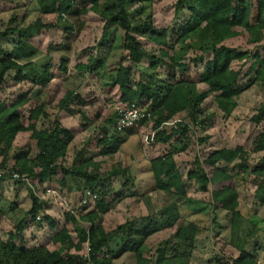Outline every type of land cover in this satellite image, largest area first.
<instances>
[{
    "label": "trees",
    "instance_id": "trees-1",
    "mask_svg": "<svg viewBox=\"0 0 264 264\" xmlns=\"http://www.w3.org/2000/svg\"><path fill=\"white\" fill-rule=\"evenodd\" d=\"M34 2L40 15L54 16L56 23L62 22L59 26L66 35L74 32V26L69 21L75 24L77 30H83V17L90 12L96 14L103 23L101 39L110 30L114 31L110 40L114 44L115 35L119 31L121 47L127 53L130 68L117 64L105 69L103 60L95 54L88 56L86 62L78 64L74 70L89 76L99 75L105 70L109 75V83L103 86L104 94L109 98L116 94L119 105L135 104L149 113L151 129L156 131L154 144L178 148L179 152L186 151L190 140L185 123H177L169 130L159 128L181 113L187 115L192 125L203 127L209 118L203 116L200 107L208 97H212L216 109L229 118L234 114L236 101L243 92L254 84L264 87V56H261L258 49L253 52L240 51L223 45L242 33L249 45H259L263 41L264 0H177L174 19L177 20L182 13H185V18L171 30L154 27L151 15L154 0ZM54 26L55 24L43 23L39 18L23 26L16 15L0 25V182L6 178L11 179V174L16 173L19 179L15 182L27 184L29 187L31 203L25 217L18 221L13 232H9V239L4 242L0 238V264H114L121 258H128L132 264H170L174 261L186 264L183 260H187L190 254L186 252L184 243L186 241L193 245L198 225L190 219L193 214L182 212L175 199H185L187 183L195 181L200 192H209L211 209L229 216L230 236L233 238V230L245 219L239 211L234 176L228 174L229 169L241 174V181L254 186V199L264 208L263 130L254 140L253 149L254 152L261 153V157L250 171L243 146H237L233 150H217L201 161L195 158V168L186 175L185 180L170 153L151 160L149 169L153 179V191L165 196L158 216L142 219L135 228L134 223L126 222L113 231L105 230L101 219L112 206L106 201L111 180L122 181L121 187L131 192L130 188L134 189V180L130 176L129 168L115 165L103 173L100 162L84 155L90 147L88 141L75 153L71 165L64 166L63 161L73 142L72 134L61 127L56 117L48 115L46 104L41 102L26 110L29 103L27 91L11 85L7 87L9 94L5 98L1 93L10 72H14L11 79L14 85L27 81L33 86L47 87L54 80L55 73L49 71L48 57L37 59L38 52L29 44L42 30H49ZM142 40L156 46V54L147 53L141 44ZM66 41L54 51H67L69 44ZM104 41L105 39L100 44L103 45ZM260 49L264 52V46ZM190 51L198 52L199 56L185 61ZM204 56L207 58H203ZM143 60L148 62L147 71L150 73L146 83L131 79V68L138 66ZM249 61L250 65L244 72L243 69ZM189 63L202 65L201 70L194 74L195 81L193 78L187 80V75L184 76L189 72ZM235 64L238 66L234 67ZM161 67L171 73L172 84L154 79L157 76L156 71ZM56 71L67 76V61L60 60ZM248 78L247 83L242 84V80ZM197 84L204 85L206 90L197 92ZM84 104L80 96L68 90L58 100L56 110L73 116L74 107ZM79 114L82 120H86L83 114ZM117 117L118 113L107 117L101 128L102 136L97 141L99 150L96 157L115 155L124 141L125 136L121 137V132L114 127ZM250 120L255 125L264 124V103ZM39 123L46 126L39 129ZM19 134L28 135V141L33 143L36 153L32 157L28 150L22 151L15 147L14 142ZM207 139L204 137L198 143L202 144ZM9 161H12L11 170L7 169ZM53 180H58L61 186L67 180L73 181L78 183V189L83 195L89 193L90 196H96L95 200L90 197L87 199L88 203L94 205V210L83 216H75L71 212L64 215L62 228L51 238V243L58 246L56 250L49 251L44 246L26 248L23 246L25 218L39 225L37 220L42 213L43 203L37 194ZM129 191L128 194L118 195L113 201L118 202L127 195L130 196ZM173 198L175 199L172 200ZM43 220L51 229L55 228L53 221L47 216ZM180 221L175 233L158 244L154 260L145 259V243L153 235L174 228ZM68 225L75 240L71 238ZM15 240L20 244H15ZM85 243L89 245L87 259L80 254ZM241 245H234L237 250L235 258L228 262L215 259L214 264H259L258 248L245 251ZM180 250L182 253L178 255L177 251ZM167 252L172 254L171 257L166 256Z\"/></svg>",
    "mask_w": 264,
    "mask_h": 264
},
{
    "label": "rangeland",
    "instance_id": "rangeland-1",
    "mask_svg": "<svg viewBox=\"0 0 264 264\" xmlns=\"http://www.w3.org/2000/svg\"><path fill=\"white\" fill-rule=\"evenodd\" d=\"M177 0H154L151 15L154 27L156 29L171 30L182 22L185 18V13H182L177 20L174 19V6ZM79 4V3H78ZM16 15L18 21L27 26L36 19H41L45 24H55L54 28L42 30L41 33L34 39L29 41L38 52V58L43 59L48 57L49 71L55 73L54 80L47 87L40 85L33 86L27 81H23L18 85H14L12 78L14 72L7 74L5 86L3 88V97L8 94V86L13 85L16 89L28 92L29 103L26 110L33 108L39 103L46 104V111L50 117H57L60 124L65 127L73 136V142L69 146L66 159L63 165L69 167L73 161L77 151L82 149L84 144L90 142L89 149L84 154L86 158H95L96 162L101 163V170L106 173L112 166L119 165L121 168H129L130 176L134 180V189L125 190L121 187L122 181L111 180L109 193L106 201L110 202V210L101 219V225L105 230L113 231L116 227L125 224L126 222L134 223L137 227L142 219L158 216V210L165 202L163 194L153 191V179L149 169V162L166 153H170L173 157L175 165L185 180L186 175L192 172L195 168L194 159L204 160L209 154L220 150H233L237 146H243L247 154V167L252 170L258 163L261 153H256L254 149V140L264 130V124L255 125L251 122V118L256 114L257 109L264 103V87L260 84L251 85L237 99V108L234 114L226 118L220 113L212 102V97H208L200 107L203 116L209 118L203 127L192 125L185 113H181L175 117L180 123H185L188 127V137L190 145L184 152H179L177 149H172L169 146L151 144L145 147L141 143V137L148 134L152 129L151 121H146L141 126L127 131L121 132L120 136L124 137L118 152L113 156L105 158L96 157L97 141L102 136L101 128L104 126L107 117L113 116L122 108L117 102V95L108 97L103 92V86L108 84L109 75L105 70L99 75H81L74 70L78 64H84L88 56L98 55L105 63V69L111 65L122 64L129 67L127 61V53L122 49L119 31L115 35V43H110L112 32L106 33L101 39L103 23L98 16L92 12L83 17V30H77L75 24L69 21V24L74 26V32L67 35L60 27L62 22L56 23L54 16L40 15L37 11L34 0H0V25L5 24L8 19ZM253 19V17H252ZM60 25V26H59ZM116 32V31H115ZM68 38L66 41L65 39ZM103 45L101 41L104 40ZM65 41L69 44V49L54 51L58 49ZM98 44L101 46L98 47ZM112 44L114 46H112ZM143 49L149 53H155L157 47L145 41H141ZM228 48L238 49L240 51L257 50L261 56L264 52L260 47L264 46V39L259 45H249L246 42L245 34L227 41L223 44ZM83 52V53H82ZM195 56H199L198 52L190 51L185 58L193 60ZM203 58H207L204 56ZM65 60L68 63V75L63 76L56 70L59 67V61ZM39 61H36L38 63ZM191 62V61H190ZM198 65V64H197ZM250 61L247 63L244 72L249 67ZM238 65L235 64L234 67ZM148 62L143 60L138 66L131 68V79L147 82L150 73L147 71ZM202 65L196 66L189 63V72L187 80H192L196 71H200ZM157 76L154 78L158 82L172 84L170 72L164 67L159 68ZM178 76H176L177 79ZM196 78H193L195 81ZM248 79H243L242 84L247 83ZM74 91L80 96L85 104L83 106L74 107L73 116L65 113H59L56 110V104L65 91ZM197 92H203L206 87L201 84L196 85ZM84 115L86 120L80 118V114ZM46 124H38V128L42 129ZM171 127H165L169 130ZM208 139L200 144L198 140ZM15 147L19 150L29 151L32 157L36 153L33 143L28 141V135L19 134L15 139ZM1 160V159H0ZM12 161H9L8 170L12 168ZM7 172V171H6ZM228 174L234 176L235 187L238 193L239 211L244 216L245 221H241L239 227L233 230V238H231V229L229 216L221 211H213L210 205V194L199 191L195 181L187 183V195L183 200H176L182 212L192 213L191 220L197 223L198 228L195 235L193 245L185 241L187 253L190 256L186 264H214L215 259L228 262L237 256L235 244L241 243L245 251H252L258 248V263L264 264V208L260 207L254 199V186L249 182L241 181L242 175L234 169L227 170ZM105 178V177H103ZM78 183L66 182L61 186L58 180H53L46 185L44 189L38 192V196L43 203L42 213L38 215L39 220L33 223L29 218H25V229L23 231V241L27 247L45 246L50 251L55 247L50 243L52 236L62 228L64 224V215L67 212H73L75 216H83L86 213L94 210V205L88 203L86 207L80 206L82 191L78 189ZM29 187L27 184L16 183L15 180L6 178L0 182V238L2 241H7L9 232H13L14 226L19 220L25 217V213L30 208ZM49 189L55 192V195H47L46 190ZM126 191V192H125ZM127 195L120 201L114 202L113 199L118 195ZM47 216L53 221L55 228L50 229L49 225L43 220ZM189 219V218H188ZM160 221V220H159ZM177 223L170 230H163L160 233L153 235L146 243L144 249V258L150 261L154 260L155 251L160 242L166 240L170 235H173L178 228ZM68 230L71 233V238L75 240V235L72 234V229L68 225ZM132 228V230H133ZM15 244H20L18 240ZM234 244V245H233ZM83 251L80 253L82 254ZM182 250L177 251L181 254ZM171 253L167 252L166 256L171 257ZM174 261L170 264H179ZM114 264H132L128 258H121L115 261Z\"/></svg>",
    "mask_w": 264,
    "mask_h": 264
},
{
    "label": "built area",
    "instance_id": "built-area-1",
    "mask_svg": "<svg viewBox=\"0 0 264 264\" xmlns=\"http://www.w3.org/2000/svg\"><path fill=\"white\" fill-rule=\"evenodd\" d=\"M149 118H150L149 113H147L144 109L139 108L135 104H125V105H122V108L118 111V117L114 123V127H115L116 131L124 132V131H127L129 129H133V128H137V127L141 126L146 121H149ZM177 123H180V121L174 119L173 121H171L169 123L163 124L159 129L161 130V128L173 127ZM155 134H156V131L151 130L148 134L142 136L141 137L142 145L145 147H148L149 145L153 144ZM0 178H1V174H0ZM11 179L18 180L19 176L16 173H12ZM46 194L47 195H50V194L55 195V192L47 189ZM89 197L92 200L96 199V196H94V195L90 196L89 193H86L85 195L81 196V199L79 202L80 206L86 207V205L88 204L87 199ZM71 213L74 215L73 212H71ZM38 220H39V218H38ZM81 256L84 257L85 259L88 258V256H89V245H88V243H85L83 245V253L81 254Z\"/></svg>",
    "mask_w": 264,
    "mask_h": 264
},
{
    "label": "crops",
    "instance_id": "crops-1",
    "mask_svg": "<svg viewBox=\"0 0 264 264\" xmlns=\"http://www.w3.org/2000/svg\"><path fill=\"white\" fill-rule=\"evenodd\" d=\"M60 113V112H59ZM61 113H65V112H61ZM65 114H67V113H65ZM68 115V114H67ZM57 118V117H56ZM58 120V119H57ZM59 121V120H58ZM59 123H60V121H59ZM61 125V124H60ZM61 127H63L62 125H61ZM63 128H65V127H63ZM66 129V128H65ZM67 130V129H66ZM68 131V130H67ZM51 229V228H50ZM50 243H51V240H50ZM52 244V243H51ZM23 246L24 247H26V248H30V247H27L26 246V244H24V241H23ZM38 247V246H37ZM45 247V246H44ZM55 247H57L58 248V246H55ZM46 249H48L47 247H45ZM57 248H55L54 250H56ZM49 250V249H48ZM50 251V250H49Z\"/></svg>",
    "mask_w": 264,
    "mask_h": 264
}]
</instances>
